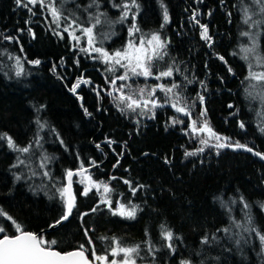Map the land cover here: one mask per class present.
<instances>
[{"label": "trees", "instance_id": "1", "mask_svg": "<svg viewBox=\"0 0 264 264\" xmlns=\"http://www.w3.org/2000/svg\"><path fill=\"white\" fill-rule=\"evenodd\" d=\"M138 2L140 13L137 20L142 31H162L163 35L171 40L170 55L177 61L184 62L180 67L183 69L187 66L189 74L194 71L196 76L207 81L206 107L215 130L264 151V134L259 131V126L264 124V117L257 115L264 112V104L259 100L245 98L244 88L247 82L241 84V81L247 74V68L239 55L231 54L234 51L238 53L239 44L246 42V38L239 36L240 30L245 26L240 22L237 9L232 7L237 0H226L225 7L220 5L219 0H204L199 6L204 13L201 23H207L210 31L215 34V51L228 60L236 73L235 76L229 74L227 67L215 56L206 55L209 49L199 39L198 27L188 24L190 10L185 12L184 9L189 6L196 7L193 0H163L168 7L171 23L162 30L161 0ZM209 9L214 10L211 17L206 15ZM107 11L112 19L119 15V11L113 9L110 4L107 5ZM228 11L233 12L231 24L228 23ZM27 15L25 9L16 8L14 0H0V30L7 34L16 35L17 28H24ZM34 19L40 21L39 24L32 25L37 38L31 40L27 35L21 37L24 53L19 52V45L0 43V49L7 48L17 55H26L30 60L39 58L43 61L39 67L26 64L30 75L19 81L4 76L3 72H7V68L0 72V132H7L18 144L26 145L36 131L34 106L45 105L40 115L59 132L68 145V150L65 151L53 133H44V148L48 154L58 158L49 165L54 176L63 181L65 169L78 168L81 160L85 167H88L90 160H96L100 167L92 172L94 178L106 180L111 175L130 177L150 186L147 192H140L132 198L127 185L119 180L112 182L118 192L124 193L125 197L133 199L135 203L143 206L146 199L147 206L136 220L114 217L107 209L86 217L87 226L96 229L95 233L90 235L98 247L100 242L95 240V237L103 235H114L128 243L140 242L145 239V228L150 230L153 239L159 244V226L161 223H167L184 237V244L179 246L175 257L168 256L166 251L162 253L161 264H179V260L184 257L198 260L199 258L192 254L194 250L202 247L199 244L200 237L205 232L211 233L216 228L228 224V216L217 198L227 200L238 194H243L252 203V213L257 224L264 227V211L257 203L264 201V183L261 182L264 180V164L248 154L224 150L219 157L212 155L209 158L206 154L205 164H197L193 169L191 162L181 163L184 149L191 150L198 146L181 131L182 127H187L186 117L184 125L169 127L166 131L165 121L176 113L169 108L160 109L155 120L145 119L142 122L137 134L136 125L131 118L122 116L112 104L105 105L103 101H98L93 91L81 86L78 92L84 97V106L93 113L92 117H86L80 107L81 101L68 91V88L81 71L91 77L95 84L106 87L102 74L104 65L81 56V67L77 69L72 63L75 57L66 40H59L45 29L44 17L39 12ZM181 24L184 25L183 28L180 27ZM127 28V22L116 25L117 34L105 42V47L121 48L128 39ZM107 30L105 27L104 31ZM261 47L264 48V37L261 38ZM61 57L67 61V66L64 69L58 68L57 71L66 77L64 80L58 79L50 71L52 64L58 63ZM0 61L4 64L11 63L6 56L0 57ZM205 61L208 63L207 69L204 67ZM176 79L183 83L181 77ZM137 83L142 85L145 81L138 78ZM148 83L157 82L149 80ZM198 90L199 85L194 83L187 87L185 94L192 98ZM230 103L239 109L236 117L229 116V113L235 110L228 108ZM100 104L103 105L102 111L97 112ZM196 111H199V106ZM239 120L246 122V130L238 127ZM105 137L117 141L113 145L116 153L121 151L123 142L127 141V149L119 168L112 167L117 156L102 143ZM96 143L102 144L103 153L95 148ZM144 152L150 155L144 156ZM77 153L80 160L77 159ZM16 155L0 141V207L6 209L26 230L37 233L43 230L47 239L60 241L59 246L64 251H71L79 243H86L80 221L76 217H71L66 224L48 232L49 225L61 214L60 205L57 201L49 200L43 192L33 194L29 190V184L41 183L40 178L28 183L14 182V172L27 171L12 168L16 163ZM165 156L173 158L174 167L171 170L163 163ZM33 163L35 165L38 162L34 159ZM125 168L129 171L125 172ZM74 191L80 212H89L98 201L94 193L88 197L80 196L82 186L78 183H74ZM103 207L101 205V208ZM241 208L239 203L233 206L232 215L237 219L243 218ZM0 224L8 228L9 234L14 233L11 221L0 218ZM252 239L253 243L245 248L243 257L225 253L221 255V261L226 259V264H264V258L259 255V241L255 237ZM218 251L212 250L209 254L215 256ZM233 252L235 253V249Z\"/></svg>", "mask_w": 264, "mask_h": 264}, {"label": "snow or ice", "instance_id": "2", "mask_svg": "<svg viewBox=\"0 0 264 264\" xmlns=\"http://www.w3.org/2000/svg\"><path fill=\"white\" fill-rule=\"evenodd\" d=\"M14 3L16 8L27 11L25 27L17 28L16 35L0 30V43L19 45V52L24 53L21 37L27 35L31 40L37 38L32 25L40 23L39 19H34L39 12L44 17L45 29L59 40H66L69 50L75 57L72 63L77 69L81 67V56L104 65L102 74L106 87L95 84L91 77L81 71L68 88V91L81 101L80 107L86 117H92L93 113L84 106V97L78 92L81 86L93 91L98 101H103L105 97L109 98L113 107L122 116L133 120L137 134H139L142 122L145 119L155 120L157 111L160 109L170 108L176 113L165 121L166 131L169 127L184 125L186 117L187 127H182L181 131L198 146L191 150L185 148L181 163L191 162L193 169L197 164L201 166L205 164L206 154L209 158L212 155L219 157L224 150L244 151L264 161V151L215 130L206 107L207 81L196 76L194 71L189 74L187 66L183 69L180 67L184 62L177 61L170 55L171 40L164 36L162 31L150 33L142 31L137 20L140 13L138 0H87V2L85 0H79V2L78 0H14ZM193 3L197 6L184 9L185 12L190 10L188 24L198 27L199 39L209 49L206 55L215 56L227 67V72L235 76L236 73L228 60L215 51V34L210 31L207 23H201L204 13L199 6L204 3V0H193ZM219 3L222 7L226 6V0H219ZM108 4L119 11L115 19L109 16ZM160 7L163 21L160 29L162 30L171 23V17L163 0H161ZM232 7L237 9L240 22L245 26L240 30L239 36L246 38V42L239 44L238 53L235 51L231 53L233 56L239 55L247 68V74L241 81V84L247 82L244 88L245 98L259 100L261 104H264V48L261 47V38L264 37V0H237ZM213 12V9H209L206 15L211 17ZM227 16L229 17L228 23L231 24L233 12L228 11ZM126 22L128 23V39L122 47L118 49L105 47V42L110 41L117 34L116 25H123ZM183 26L181 24L180 27L183 28ZM105 27L107 31H104ZM2 56H6L11 63L4 64L0 61V72L7 68L8 71L3 72L4 76L9 79L15 78L18 81L30 75L25 67L26 64L39 67L43 63L39 58L30 60L26 55H17L7 48L0 49V57ZM66 66L67 61L61 57L58 63L52 64L50 71L58 79L64 80L66 77L57 69H64ZM204 67L208 68L207 61ZM176 77H181L183 83ZM138 78H143L145 83L138 84ZM220 79L223 83V77ZM149 80L157 83L149 84ZM164 81L171 82L165 83ZM194 83L199 85L200 90L194 97L189 98L185 93L187 87ZM197 106H199L198 112L196 111ZM34 107L36 131L26 145L18 144L7 132H0V141L17 154L16 163L12 165V168L27 170L26 172L23 170L14 172V182L28 183L40 178L41 183L29 184V190L33 194L43 192L49 200L57 201L61 209L60 216L49 225V228L55 229L62 226L70 217H76L80 221L86 243H79L73 250L64 251L59 246L60 241L47 239L43 230L40 233L26 230L6 209L0 207V218L11 221L14 226V233L9 234L8 228L0 224V264H161L162 253L165 251L168 256L175 257L179 246L184 244V237L175 232L167 223H161L159 226V244L153 239L150 230L145 228V239L140 242L128 243L114 235H103L95 237V240L100 242V247L97 246L93 236L90 235V233H95L96 229L87 226L86 217L91 213L107 209L114 217L136 220L147 206L146 199L143 206L135 203L133 199L125 197L124 193L118 192L112 182L122 181L124 185H127L132 198L140 192H147L150 186L134 181L130 177L111 175L106 180L94 178L91 169L100 167L96 160H90L88 167H85L81 160L78 168L65 169L63 181L66 182L61 181L59 177L53 175L49 167L58 158L48 154L44 148V133L46 131L53 133L65 151L68 150V145L59 132L40 115L45 105ZM228 108L235 109L229 113L230 117L238 115L239 109L233 104H228ZM96 111L100 112L102 108L97 107ZM257 115L264 117V112L257 113ZM238 127L246 130V122L239 120ZM259 131L264 134V124L259 126ZM102 143L116 153L113 145L117 141L105 137ZM95 148L101 153L104 152L101 143H96ZM126 149L127 141H124L121 151L116 153L117 159L112 165L113 169L121 167V160ZM143 155L149 156L150 154L144 152ZM34 159L38 162L35 165ZM77 159L80 160L79 153H77ZM163 163L169 167V170L174 167L173 158L170 156H165ZM124 171L128 172L129 169L125 168ZM74 177L77 179L74 180ZM261 182L264 183V180ZM74 183L82 186L80 196L88 197L94 193L98 197L97 203L91 207L89 212L78 210L77 194L73 189ZM217 199L228 216V224L216 228L211 233L205 232L200 237L199 244L202 247L194 250L192 254L198 257V260L184 257L179 260V264H226V259L221 261V255L239 254L243 257L245 248L253 243V237L259 241V255L264 258V227L257 224L252 213V203L243 194L229 197L227 200L219 197ZM238 203L242 205V219H237L232 215L233 206ZM257 203L264 211V201ZM101 205L104 207L101 208ZM216 249L219 250L217 254L211 256L209 253Z\"/></svg>", "mask_w": 264, "mask_h": 264}, {"label": "water", "instance_id": "3", "mask_svg": "<svg viewBox=\"0 0 264 264\" xmlns=\"http://www.w3.org/2000/svg\"><path fill=\"white\" fill-rule=\"evenodd\" d=\"M170 109V108H169ZM172 110V109H171ZM239 152H242V153H245V154H248V155H250L251 157H253V158H255V159H257V160H259V158L258 157H255V156H253L252 154H250V153H247V152H244V151H239ZM260 161V160H259ZM262 164H264V161H260ZM97 168H92L91 169V172H93V171H95ZM74 179H75V177H74ZM66 182V181H65ZM73 189H74V185H73ZM71 219V217L69 218V220ZM68 220V221H69ZM68 221H66V222H64L63 223V225L64 224H66ZM53 230V229H52ZM51 231V229L48 231V232H50Z\"/></svg>", "mask_w": 264, "mask_h": 264}, {"label": "bare ground", "instance_id": "4", "mask_svg": "<svg viewBox=\"0 0 264 264\" xmlns=\"http://www.w3.org/2000/svg\"><path fill=\"white\" fill-rule=\"evenodd\" d=\"M103 102H104L105 105H106V104H110V103L108 102V99H107V98H105V99L103 100ZM100 107L102 108L101 104H100ZM75 179H76V177H75ZM75 179H74V180H75Z\"/></svg>", "mask_w": 264, "mask_h": 264}, {"label": "flooded vegetation", "instance_id": "5", "mask_svg": "<svg viewBox=\"0 0 264 264\" xmlns=\"http://www.w3.org/2000/svg\"><path fill=\"white\" fill-rule=\"evenodd\" d=\"M103 95V94H102ZM105 98H107V97H105ZM109 99V98H108ZM108 102L110 103V104H112L111 102H110V99L108 100ZM101 106L103 107V105L101 104Z\"/></svg>", "mask_w": 264, "mask_h": 264}, {"label": "rangeland", "instance_id": "6", "mask_svg": "<svg viewBox=\"0 0 264 264\" xmlns=\"http://www.w3.org/2000/svg\"><path fill=\"white\" fill-rule=\"evenodd\" d=\"M108 99V98H107ZM109 100V99H108Z\"/></svg>", "mask_w": 264, "mask_h": 264}]
</instances>
